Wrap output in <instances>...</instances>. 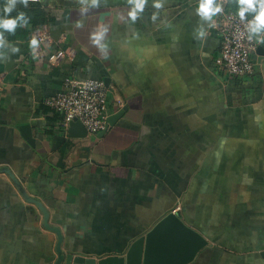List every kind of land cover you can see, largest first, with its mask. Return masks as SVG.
Wrapping results in <instances>:
<instances>
[{
	"label": "crops",
	"instance_id": "obj_1",
	"mask_svg": "<svg viewBox=\"0 0 264 264\" xmlns=\"http://www.w3.org/2000/svg\"><path fill=\"white\" fill-rule=\"evenodd\" d=\"M40 1L52 48L75 52L74 75L108 80L110 114L126 107L103 136L69 137L46 101L72 58H35L32 32L0 49V168L46 206L64 254L126 255L179 210L208 241L189 264H264V39L254 72L234 77L202 0H143L135 19L138 0ZM57 243L0 172V264H56Z\"/></svg>",
	"mask_w": 264,
	"mask_h": 264
},
{
	"label": "built area",
	"instance_id": "obj_2",
	"mask_svg": "<svg viewBox=\"0 0 264 264\" xmlns=\"http://www.w3.org/2000/svg\"><path fill=\"white\" fill-rule=\"evenodd\" d=\"M38 2L40 0H28ZM222 11L217 13L213 27L221 35L220 57L217 63L230 76L244 77L254 72L253 53L257 38L249 39L248 26L254 16L247 13L241 20L238 10H227L224 2L218 3ZM38 41L35 58L47 57L52 65H59L64 59L74 58L75 52L63 48L53 49L49 26L32 31ZM63 91L47 99L46 103L61 116L60 125L67 130L74 118H79L89 134H98L106 128L109 110V88L102 79L69 75L63 79Z\"/></svg>",
	"mask_w": 264,
	"mask_h": 264
},
{
	"label": "water",
	"instance_id": "obj_3",
	"mask_svg": "<svg viewBox=\"0 0 264 264\" xmlns=\"http://www.w3.org/2000/svg\"><path fill=\"white\" fill-rule=\"evenodd\" d=\"M71 1L61 0L62 4L74 5ZM57 0H53L56 4ZM201 3V2H200ZM198 3L197 5L199 6ZM108 86V80L104 79ZM126 107L111 113L106 121V128L99 133L103 136L110 126H114L122 117ZM66 134L73 138H85L89 132L79 118L70 121ZM0 172L8 173L22 191L25 198L36 204L44 215V226L58 236L56 264H189L193 262L200 250L208 244L203 235L186 224L179 210L165 215L144 236L136 239L126 255H113L102 259L85 257L83 255H65L62 250L63 235L58 227L50 224V213L46 206L38 199L31 197L22 187L14 173L7 167L0 168Z\"/></svg>",
	"mask_w": 264,
	"mask_h": 264
},
{
	"label": "clouds",
	"instance_id": "obj_4",
	"mask_svg": "<svg viewBox=\"0 0 264 264\" xmlns=\"http://www.w3.org/2000/svg\"><path fill=\"white\" fill-rule=\"evenodd\" d=\"M28 0H23L24 6L27 7ZM95 2V0H94ZM17 0H7V3L3 6V16H0V49L6 48L8 43L4 38V32L13 33L18 26L23 27L29 23V18L24 12H19L15 17L10 14L16 9ZM144 7L143 0H138L134 3V10L131 12V16L135 19L137 10L142 11ZM154 7L159 9L163 7L162 0H157ZM199 15L204 19H210L212 16L222 11V7L219 4H214V0H202L198 8ZM254 13V18L249 21L248 32L249 39L257 38L264 39V0H239L238 15L241 20L246 18L247 13ZM204 35L203 31L199 33ZM102 33H98L95 36L96 43H99V38ZM38 41L33 38L31 45L35 50ZM12 51H17L16 48H12Z\"/></svg>",
	"mask_w": 264,
	"mask_h": 264
},
{
	"label": "trees",
	"instance_id": "obj_5",
	"mask_svg": "<svg viewBox=\"0 0 264 264\" xmlns=\"http://www.w3.org/2000/svg\"><path fill=\"white\" fill-rule=\"evenodd\" d=\"M5 3H7V0H0V16H3V6ZM225 8L227 10H239V2L232 0L231 2L225 4ZM19 12H24L27 15L29 18V23L23 27L18 26L13 33L4 32V38L6 40L15 41L20 36L27 35L29 32L43 27V25H48L53 17L49 8L46 7L41 1H28L27 7H25L23 0H17L16 9L10 15L15 17ZM76 57L77 56L75 55V57L71 59L70 65L66 71V76L73 75V72L77 71V69L81 67V62H79ZM48 107L51 109L50 112L53 114L52 119L56 122H59L61 120L60 114L53 110L50 106ZM60 128L63 129L61 125Z\"/></svg>",
	"mask_w": 264,
	"mask_h": 264
}]
</instances>
